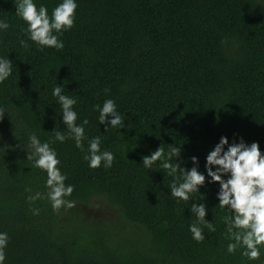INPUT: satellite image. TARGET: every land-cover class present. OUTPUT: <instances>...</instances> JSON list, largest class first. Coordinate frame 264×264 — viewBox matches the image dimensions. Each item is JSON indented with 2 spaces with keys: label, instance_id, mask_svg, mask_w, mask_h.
I'll return each instance as SVG.
<instances>
[{
  "label": "trees",
  "instance_id": "1",
  "mask_svg": "<svg viewBox=\"0 0 264 264\" xmlns=\"http://www.w3.org/2000/svg\"><path fill=\"white\" fill-rule=\"evenodd\" d=\"M51 9L59 0H36ZM64 48L38 50L27 40L12 0H0V57L12 61L0 83V231L7 232L5 264H264L226 252L216 205L218 184L194 194L208 209L204 241L191 238L192 200L168 193L171 177L143 156L158 146L180 147V166L205 156L221 136L229 143L256 142L264 153V0H77ZM27 46L22 47L19 40ZM77 99V123L87 118L88 138L101 137L113 152L112 167L90 169L71 139L53 143L73 207L53 211L45 174L33 167L28 135L51 140L60 108L54 84ZM107 90V92H105ZM113 99L125 127L97 123L94 104ZM108 117H106L107 121ZM87 148V142H84ZM26 188L31 192L25 191ZM104 201L116 222L85 220L77 205ZM39 214L33 215L32 209Z\"/></svg>",
  "mask_w": 264,
  "mask_h": 264
},
{
  "label": "clouds",
  "instance_id": "2",
  "mask_svg": "<svg viewBox=\"0 0 264 264\" xmlns=\"http://www.w3.org/2000/svg\"><path fill=\"white\" fill-rule=\"evenodd\" d=\"M15 16L23 21V29L27 40L34 43L38 50L54 49L60 51L64 42L60 38L64 32L69 31L75 21V12L78 7L77 0H59L51 9L36 0H12ZM10 28L7 19L0 18V35ZM22 47L27 46L24 39L19 40ZM13 63L7 57H0V83L6 81L12 74ZM107 92V90H105ZM51 95L60 108V122L65 132L52 130L54 136L51 140L41 141L36 133L28 135L30 152L27 158L33 161V167L45 174L44 187L46 193L36 192L26 199L34 203L39 199H47L53 211L61 207L71 208L73 202L66 199L73 192L71 184H65L66 174L62 173L60 159L53 143H64L71 139L75 148L84 153L83 159L90 169L112 167L115 159L113 152L101 149V137L88 138L85 127L89 124L87 118L77 123L78 113L75 106L77 99L65 95L61 85L52 86ZM92 110L97 113V123L106 124L105 131L111 127L119 130L125 127L124 119L117 111L113 99H105L100 104H94ZM4 108L0 107V117L4 115ZM106 117H108L106 121ZM87 142V148L84 142ZM180 147L173 146L165 150L161 145L150 154L141 159L145 169H152L153 165L171 177L168 193L176 201L187 202L192 200L188 209L195 217V221L188 225L191 238L200 243L204 241V228L215 231L212 222L205 219L208 209L203 202H197L195 195L201 187L217 183L218 190L215 198L219 209L225 214L220 217L224 227V236L227 240L226 252L239 254L247 261H257L264 248V153L258 143H245L243 139L229 143L225 136L205 156L204 172H200L197 157L190 158L192 167L185 169L180 166ZM25 191L31 192L26 188ZM33 215L39 214V209H32ZM7 232L0 231V264H5V249L8 246Z\"/></svg>",
  "mask_w": 264,
  "mask_h": 264
},
{
  "label": "rangeland",
  "instance_id": "3",
  "mask_svg": "<svg viewBox=\"0 0 264 264\" xmlns=\"http://www.w3.org/2000/svg\"><path fill=\"white\" fill-rule=\"evenodd\" d=\"M76 210L83 214L85 220L98 219L104 224L116 222L117 213L104 201L94 200L89 206L77 205Z\"/></svg>",
  "mask_w": 264,
  "mask_h": 264
}]
</instances>
